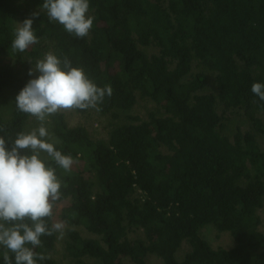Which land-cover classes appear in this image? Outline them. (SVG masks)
Listing matches in <instances>:
<instances>
[{"label":"trees","instance_id":"trees-1","mask_svg":"<svg viewBox=\"0 0 264 264\" xmlns=\"http://www.w3.org/2000/svg\"><path fill=\"white\" fill-rule=\"evenodd\" d=\"M43 2L0 0V137L33 118L15 104L34 79L20 63L52 52L112 88L98 105L106 139L51 116L50 143L74 160L65 172L45 157L62 183L49 227L66 222L67 264H264V101L251 92L264 84V0H89L84 38ZM34 12L39 43L12 53ZM206 230L233 245L214 248ZM58 235L41 237L37 264H62Z\"/></svg>","mask_w":264,"mask_h":264},{"label":"clouds","instance_id":"clouds-1","mask_svg":"<svg viewBox=\"0 0 264 264\" xmlns=\"http://www.w3.org/2000/svg\"><path fill=\"white\" fill-rule=\"evenodd\" d=\"M89 7V0H44L42 4L50 22H58L78 38L86 37L93 26L94 17L86 15ZM37 16L39 12H34L18 23L12 53H23L39 43L32 28ZM36 73L39 75L16 96L15 104L20 112L35 117L38 127L18 133L11 142L0 137V255L4 264H37L48 258L35 251L43 246L41 237L64 236L65 221L49 227L62 196V183L45 157L65 172L70 171L74 160L48 142L45 122L63 110L100 111L98 105L105 95H112L111 86L97 87L82 68L73 67L66 57L61 60L52 52L38 60L28 75ZM251 92L264 101V84L253 83Z\"/></svg>","mask_w":264,"mask_h":264},{"label":"rangeland","instance_id":"rangeland-1","mask_svg":"<svg viewBox=\"0 0 264 264\" xmlns=\"http://www.w3.org/2000/svg\"><path fill=\"white\" fill-rule=\"evenodd\" d=\"M18 23H21L20 21ZM17 23V24H18ZM19 27V25H18ZM14 58V56H12ZM28 64L27 62L18 64L19 68L23 71L29 72L31 67L30 65L25 67L24 65ZM39 75V73H36L33 75L34 78H36ZM4 104V102H3ZM3 107H7V104H5ZM152 108V105L150 104H143L140 105V107L137 109L138 113H141L142 115H146ZM66 115L67 121L71 127H78L83 126L87 128L92 136L93 139L96 141L106 139L108 132L110 130L111 122L108 118L102 117L98 111L95 109H91L89 113L85 115L78 114L75 111L72 110H63L61 111ZM45 126L49 132L48 142H53L52 139V133H51V116L48 118V120L45 122ZM38 127V122L35 117H33L30 120V123L28 125V132H30L33 128ZM233 126H231L232 128ZM232 131V130H231ZM260 216L264 218V209L260 212ZM203 236L212 244L214 248H229L233 245V241L229 235H217V233L213 230H206L203 232ZM65 233L63 238H60V242L58 244L57 249V259L62 264H67V260L65 259ZM151 264H158V260L156 258L151 259Z\"/></svg>","mask_w":264,"mask_h":264}]
</instances>
